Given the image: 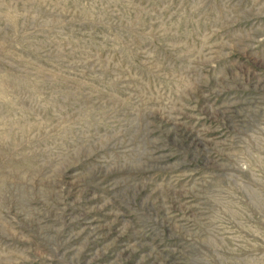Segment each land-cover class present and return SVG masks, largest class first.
<instances>
[{
	"label": "rangeland",
	"instance_id": "obj_1",
	"mask_svg": "<svg viewBox=\"0 0 264 264\" xmlns=\"http://www.w3.org/2000/svg\"><path fill=\"white\" fill-rule=\"evenodd\" d=\"M0 264H264V0H0Z\"/></svg>",
	"mask_w": 264,
	"mask_h": 264
}]
</instances>
